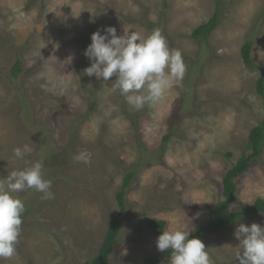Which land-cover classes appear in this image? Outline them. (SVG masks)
Masks as SVG:
<instances>
[{
  "label": "rangeland",
  "instance_id": "374dc122",
  "mask_svg": "<svg viewBox=\"0 0 264 264\" xmlns=\"http://www.w3.org/2000/svg\"><path fill=\"white\" fill-rule=\"evenodd\" d=\"M220 8L206 40L192 37ZM142 36L159 29L182 53L186 72L154 107L137 110L118 91L84 74L91 36L107 27ZM252 42L254 66L241 48ZM21 62L22 71L13 68ZM264 74V0H0V179L43 161L52 199L27 190L16 254L0 264H83L105 237L129 172L126 213L111 264H141L165 229L191 233L225 199L223 179L264 120L257 80ZM165 137H168L165 139ZM28 145L23 159L14 149ZM90 153L87 164L75 156ZM230 153V155H229ZM230 211L264 199L262 153L235 178ZM238 223L264 226V212L205 235L211 264H239ZM160 264H170V257Z\"/></svg>",
  "mask_w": 264,
  "mask_h": 264
},
{
  "label": "clouds",
  "instance_id": "9594fccd",
  "mask_svg": "<svg viewBox=\"0 0 264 264\" xmlns=\"http://www.w3.org/2000/svg\"><path fill=\"white\" fill-rule=\"evenodd\" d=\"M84 55L91 61L84 74L102 78L105 83L115 77L111 90L118 91L137 110L145 105L156 106L174 83L183 80L186 72L182 53L169 48L159 29L147 36L126 30L118 36L117 29L109 26L103 29V34L100 30L92 34ZM13 151L17 159H23L32 149L24 145ZM75 160L87 164L90 153L80 151ZM50 189L51 181L44 179L42 160L0 179V261L16 254L25 211V204L17 194L35 190L47 200L54 198ZM189 237L188 231L165 229L157 238V250H171L170 264H211L205 243ZM235 237L239 240L240 251L235 256L239 264H264V226L238 223Z\"/></svg>",
  "mask_w": 264,
  "mask_h": 264
},
{
  "label": "trees",
  "instance_id": "16d2710c",
  "mask_svg": "<svg viewBox=\"0 0 264 264\" xmlns=\"http://www.w3.org/2000/svg\"><path fill=\"white\" fill-rule=\"evenodd\" d=\"M220 8H217L214 15L209 19L208 22L202 23L197 26L193 32L192 37L199 42L206 40L213 32L217 26L219 20ZM241 54L245 65L253 67L252 59V42L247 41L241 48ZM22 71L21 62L18 60L13 68L14 75H17ZM257 91L258 94L264 98V74L262 73L257 80ZM168 137H165L167 139ZM264 141V120L259 122L258 125L253 127L249 134V139L247 145L243 151V154L238 159V161L227 171L223 179V194L225 199L221 201L215 209H213L209 214V220L202 226H200L195 232L190 234L189 238H199L205 242V235H212L221 232L229 224L237 221L242 216L254 213V212H264V199L258 198L253 204L240 211L231 212L230 204L235 199V193L237 190L235 178L243 174L251 165V163L259 157L262 153V144ZM230 155V153H229ZM133 172H129L123 180L121 189L116 194L117 201L119 203V211L116 215H111L109 220V225L105 233V237L98 249L97 255L90 261H86L83 264H111L110 256L113 249L118 241L122 229V218L126 213V189L129 186L132 178ZM25 214H22V219L24 221ZM147 224L151 230L160 235L162 231L165 230L167 226L166 220H159L156 218H151L147 221ZM171 256V250H165L163 254L146 257L141 264H160L164 258H169Z\"/></svg>",
  "mask_w": 264,
  "mask_h": 264
}]
</instances>
